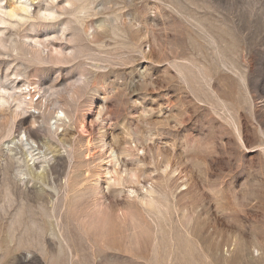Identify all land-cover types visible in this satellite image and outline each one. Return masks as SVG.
<instances>
[{"label": "rangeland", "instance_id": "rangeland-1", "mask_svg": "<svg viewBox=\"0 0 264 264\" xmlns=\"http://www.w3.org/2000/svg\"><path fill=\"white\" fill-rule=\"evenodd\" d=\"M20 1L0 0V7ZM82 1L34 0L24 21L0 26L9 45L0 48V84L38 92L31 100L38 110L16 118L13 137L52 151L36 163L38 172L45 167L42 181L26 183L7 158V145L22 157L18 144H0V246L7 247L0 264H156L157 257L160 264H264V0H87V15H76ZM183 4L202 19L201 30L180 16ZM114 13L128 40L111 34ZM75 17H84L81 24ZM202 32L237 69L218 63ZM26 35L44 42L45 62L21 55L26 47L10 51L12 44L33 45ZM188 59L206 64L207 84L192 74L188 84L181 78L177 66ZM210 97L236 110L243 147ZM56 108L70 118L56 132L70 146L48 139L42 115L53 117ZM5 123L0 113L1 129ZM116 173L123 174L119 185ZM8 183L12 202L4 198ZM151 198L166 201L165 222L144 205ZM51 200L49 220L64 240L53 230L42 237L24 231L34 220L44 226L40 207L51 208ZM99 242L113 249L98 252Z\"/></svg>", "mask_w": 264, "mask_h": 264}, {"label": "bare ground", "instance_id": "bare-ground-1", "mask_svg": "<svg viewBox=\"0 0 264 264\" xmlns=\"http://www.w3.org/2000/svg\"><path fill=\"white\" fill-rule=\"evenodd\" d=\"M50 2H53L54 0H49ZM80 1V0H79ZM86 1V2H85ZM83 0L82 2V4H80V2H79V6H78V9H77V14L76 15H78V14H81V13H84L85 14V16L87 15V11L86 10H89V9H87L88 8V6L89 5H91L90 3H92V2H90V1H87V0ZM122 1L123 0H120V3H122ZM186 1V0H185ZM34 2V0H22V1H20L18 4H16L15 3V5L14 4H8L9 6H8V8H2V7H0V26L1 25H8L10 22H11V19H13V18H18L19 20H21V21H24L25 19L24 18H27V15H28V13H29V11H30V5L32 4ZM38 3V2H37ZM194 3V2H193ZM118 4V3H117ZM121 5V4H120ZM122 8V7H121ZM178 8V7H177ZM76 10V9H75ZM119 10V9H118ZM178 11H179V14H180V16L186 21V23L187 24H189V28L192 30H197L198 29V31L199 30H201V28L203 27V24H202V19L201 18H199V17H197V14L196 13H192L188 8H187V6L186 5H180V10L178 9ZM42 13V12H41ZM75 13V12H74ZM115 13H116V11H115ZM115 13H114V17H113V19H112V25H111V29H109L110 30V32H111V34L113 35V37H118V38H120V39H122L123 41L124 40H128V37L126 36V38H125V34L123 35V30L121 29V28H119L118 27V25L116 24V21L119 19V17H118V15H115ZM43 14V13H42ZM42 16H44V17H46V19L48 18V17H51L52 16V12H50V11H47V12H44V14L42 15ZM84 18V17H83ZM83 18H76L75 17V19L77 20V21H79L80 22V24H81V22L83 21ZM24 19V20H23ZM44 19V18H43ZM45 19V20H46ZM20 21V22H21ZM78 22V23H79ZM113 23H115V24H113ZM111 24V23H110ZM11 26H13V25H11ZM62 30H64V29H62ZM204 30V29H203ZM3 29H2V27H1V29H0V48H3V49H8L9 47V45H7V43H6V41L8 40H4V38H2V33H3ZM205 31V30H204ZM122 33V34H121ZM209 34V33H208ZM207 33H205V32H202V38L204 39V40H206V42H207V44H210V46H213V48H214V50L217 52V54L220 56V58H219V62L218 63H220V64H222V66H227V65H230V66H233L235 69H237V67L234 65V62H225V60H224V58H221V55H220V53H219V49H218V46L216 45V44H212L211 42H210V40H211V36L210 35H208ZM27 36V35H26ZM63 37V36H62ZM23 38V37H22ZM115 38H114V40H115ZM10 41H11V39H9ZM26 40H30V42H32L33 43V45H31V44H28V43H26V42H22V43H20V45H14V44H12V45H10V51H12V52H14V51H19L20 49H21V47H26V49H22L21 51V55H23V56H28L29 55V57H31L30 58V61L31 62H38V63H42L43 61L45 62V59L42 57V54H43V51L40 49V47H45V44H44V42L43 41H41V40H39L38 38H36V37H31V36H27V39ZM46 41V40H45ZM13 42V41H12ZM8 43H10V42H8ZM131 44V43H130ZM121 45L123 46V47H125L126 45H127V43H124V42H121ZM80 46V45H79ZM78 46V47H79ZM120 46V45H119ZM8 47V48H7ZM122 47V48H123ZM59 50V49H58ZM60 51V50H59ZM221 51V50H220ZM223 52V51H222ZM103 53V52H102ZM101 53V54H102ZM105 53H107V52H105ZM104 53V54H105ZM1 54V53H0ZM57 54H61V52L60 53H57ZM222 54H224V53H222ZM62 55V54H61ZM103 58V57H102ZM228 59V58H227ZM60 60V59H59ZM65 60H68V59H65ZM92 61H93V59H91ZM94 60H97V59H94ZM108 60V59H107ZM107 60H102V61H104L105 63L106 62H112V60H109V61H107ZM196 61V60H195ZM195 61L193 60V61H191V60H187L186 62H187V64H181L180 66H177L178 67V74L181 76V78L187 83V80L188 79H190V78H188V74H192V75H194L195 76V78H197V79H199L200 80V83H204V84H207V82H209L210 81V79H209V81L207 80V78H208V76H206V73H207V71H206V73H205V70H206V64H202V63H199V65L198 64H196L195 63ZM96 63H97V61H95ZM94 62V63H95ZM107 63V64H105L106 66L107 65H109V64H111V63ZM114 63V62H113ZM102 64H103V62H102ZM101 64V65H102ZM100 66V65H99ZM208 66V65H207ZM195 70V71H194ZM237 71V70H236ZM192 72H196V73H192ZM238 72V77H239V79H241V80H244V73H240V71H237ZM208 74V73H207ZM236 74V73H235ZM13 75V74H12ZM14 75H16L15 73H14ZM191 75V76H192ZM18 76V75H17ZM190 76V75H189ZM193 77V76H192ZM188 78V79H187ZM81 80V79H80ZM184 82V83H185ZM197 82V81H196ZM244 83V82H243ZM188 84V83H187ZM191 85V84H190ZM189 85V86H190ZM191 86H196V85H191ZM197 86H199L198 84H197ZM208 86H210V85H208ZM28 88V86H24V88H22V86L21 87H14V86H12V87H10V88H8V87H6V86H3V85H1L0 84V113H3L4 114V116L6 117V123H5V126H4V128L3 129H1L0 128V144L1 143H3V144H6V143H11L12 145H15V143L16 144H18L17 146H19V149L21 150V155H22V157H17V153L16 152H14V149L12 150V148H10L8 145L6 146V150H7V152H8V159L10 160V161H12V162H14L15 163V165L14 166H12V172H13V176H15V177H17L18 179L19 178H23V177H25L27 180H26V183H31V182H35V181H42V178H43V172H44V166H40V169L39 170H41L40 172H38L37 171V169L35 168V166H36V163L37 162H42V163H44V162H46L45 160H46V158H47V156L49 155L50 156V154L52 153V151H51V153L49 152L48 154H45L44 152H41L40 151V149H39V147L38 146H34V141H32V140H30V139H28V137L27 136H22L21 138H19L18 140L17 139H15L14 137H13V128L15 127L14 126V122H15V120H16V118L21 114V113H23V112H25L26 110H28V109H35V110H38V108L35 106V107H32L31 106V103H32V98L33 97H35L37 94H38V92H36L35 91V94L33 95V96H31L30 94L28 95V94H26L25 93V91H26V89ZM34 90H36L35 89V87L33 88ZM202 89V88H201ZM201 89H199V90H201ZM197 90H198V88H197ZM203 90V89H202ZM201 90V91H202ZM199 92V91H198ZM200 94L202 95V93L201 92H199V96H200ZM197 95V94H196ZM27 96H30V98H29V101H27ZM204 96V95H203ZM211 98V97H210ZM39 99V98H38ZM212 99V98H211ZM208 101V103L210 104V105H212L213 106V110H216V112H217V110H218V108H220V110H221V112H223V114H224V120H225V122L231 127V129H232V132H233V134H234V136H235V138H236V142H237V144L239 145V146H241V147H243V142H242V138H241V130H240V123H239V117L237 116V112H236V110L235 109H233V107H231V106H227V104L226 103H223L222 102V100H221V102H220V100L217 98V97H215V100L214 99H212V100H207ZM247 105H248V101H247V99H246V101H244ZM36 105V104H35ZM47 108V107H46ZM45 108V112H46V109ZM250 113L252 112V110H253V108L250 106V102H249V105H248V109H247ZM219 111V110H218ZM45 112H43V115H42V117H43V124L45 123V125H46V133H47V136H48V139L49 138H51V139H54V138H56V136H57V134H56V132H57V130L61 127V128H63V127H65L66 126V123L68 122H70V118H69V116L61 109V108H56L55 110H54V113H53V117L51 116V115H48V114H45ZM218 114V113H217ZM55 115V116H54ZM220 115V114H219ZM252 115V114H251ZM223 119V118H222ZM67 121V122H66ZM58 123H60V125H58ZM66 129V128H65ZM64 131V129H62V132ZM260 134H262V133H260ZM262 136H263V134H262ZM47 138V137H46ZM44 139V138H43ZM263 139V138H262ZM15 140H17L16 142H15ZM56 141V140H55ZM57 141H59V143H60V145L61 146H70V140H67L66 139V135H65V133H63L59 138H58V136H57ZM43 147H45L47 150L49 149V145H48V141H46V142H44L43 143ZM63 148V147H62ZM67 149H68V147H67ZM72 149H73V147H72ZM53 150V149H52ZM3 154V153H2ZM126 154H130V153H126ZM155 155V154H154ZM3 156V155H2ZM53 156V155H52ZM51 156V157H52ZM129 155H127V157H128ZM160 156V154L158 153V156L157 157H159ZM109 157H111V155L109 156ZM156 157V158H157ZM2 158V157H1ZM50 158V157H49ZM154 158V157H153ZM163 159V158H162ZM164 160V164H165V170L168 168V166L170 165L169 164V160L168 159H166V158H164L163 159ZM109 162H111V161H109ZM157 162V161H156ZM43 165V164H42ZM117 165V164H116ZM115 170V169H114ZM7 172V171H6ZM116 172V171H115ZM8 173V172H7ZM123 173H124V175L125 176H128L129 178H131L132 179V181H133V179L135 180V179H137L136 178V172H134L133 170H132V172H128V173H126V169H125V171H123ZM14 174H16V175H14ZM107 174H109L108 172H107ZM117 174V173H116ZM119 174V175H118ZM117 174V178L116 179H114L113 180V182H116V184L117 185H119L121 182H122V175H121V173H118ZM99 177V176H98ZM139 177V176H138ZM21 180V179H20ZM95 181H96V179H95ZM94 181V182H95ZM137 181V180H136ZM22 182V181H21ZM131 182V181H130ZM135 182V181H134ZM96 183V182H95ZM126 183V182H125ZM68 185V184H67ZM62 188V187H61ZM66 188V187H65ZM12 188H11V186H10V184L8 183L7 185H5L4 186V198L8 201V202H12V196H13V193H12V190H11ZM37 189V188H36ZM35 189V190H36ZM73 189V188H72ZM97 188H95V187H93L92 188V192H94L95 190H96ZM34 190V191H35ZM40 190H43V188L42 189H40ZM53 190H54V188H53ZM61 190V189H60ZM54 191H56V190H54ZM67 191V190H66ZM38 192V191H37ZM41 192V191H40ZM45 192V191H44ZM43 192V193H44ZM64 192H65V190H64ZM46 193V192H45ZM56 193V192H55ZM149 195H151L153 192H152V190H150L149 192ZM37 195V194H36ZM148 195V194H147ZM56 196H57V194H56ZM38 197H39V195H38ZM68 197V196H67ZM149 197V196H148ZM70 199V198H69ZM54 201V200H53ZM53 201L51 200L50 202V205H51V208L49 209L48 208V206H47V209L45 208H41L40 207V215L44 218V226L42 227V226H39V225H36V224H38L37 222H34V221H32V220H30V221H32V222H30V224H29V226H27L26 228H25V232H28V231H32L31 232V234H33V233H35V235L37 234V237L39 236H41V234L43 235L45 232H46V234H47V231H52V234L53 235H55V236H57L56 238H59V240L60 239H63V234H61L60 233V231L59 230H55L56 228L54 227V225H53V221L52 220H49V219H52V217L54 216V213H55V209L56 208H54L55 206H54V204H53ZM56 201V200H55ZM54 201V202H55ZM69 201V200H68ZM68 201H64L63 202V205H64V207L67 209V210H71L70 209V202H68ZM71 201V200H70ZM142 203V202H141ZM144 203V202H143ZM59 205V204H58ZM62 204H60V206H61ZM72 205V204H71ZM144 205L145 206H149V207H151L152 208V210H154V211H156V213H158L159 214V216H160V218H158V221H159V223H162V222H165L166 220H167V217H166V214H168V213H166V210H167V203H166V201H159V200H154V199H149L148 200V202H145L144 203ZM157 205V206H156ZM21 209H19L18 210V213H17V215H16V220H15V218H14V220L16 221V222H18V221H21L20 220V218H22V214L24 213L23 212V208H22V206L20 207ZM58 208V207H57ZM61 208V207H60ZM165 209V210H164ZM59 211V210H58ZM63 212H64V210H62ZM128 211V210H127ZM61 212V211H60ZM152 212V211H151ZM68 214V213H67ZM124 214V213H123ZM150 214H152V213H150ZM123 216V215H122ZM126 217H127V214L125 215ZM155 216V215H154ZM124 217V216H123ZM129 217V216H128ZM133 217V216H132ZM54 220H55V218H53ZM125 219V218H124ZM60 220V219H59ZM14 221V222H15ZM52 223H51V222ZM75 221V220H74ZM134 221V220H133ZM58 222V221H57ZM56 222V220H55V222H54V224L55 223H57ZM168 222V221H167ZM132 223H134V222H132ZM14 224V223H13ZM69 224V223H68ZM165 224V223H164ZM19 225V224H18ZM53 225V226H52ZM80 225V224H79ZM148 225V224H147ZM162 225V224H161ZM56 226V225H55ZM11 227H12V225H11ZM57 227V226H56ZM156 227V226H155ZM161 227V226H160ZM14 228V227H13ZM12 228V229H13ZM164 228H165V226H164ZM168 228V227H167ZM58 229V228H57ZM160 229H163V228H160ZM14 230V229H13ZM13 230H11V231H13ZM168 230V229H167ZM165 231V230H164ZM54 232V233H53ZM7 233V232H6ZM166 233H168V231L166 232ZM165 233V234H166ZM12 234H13V232H12ZM12 234H11V236H12ZM30 234V233H29ZM163 234H164V232H163ZM162 234V235H163ZM34 235V234H33ZM105 235V234H104ZM11 236H10V229H9V231H8V234H7V236H5L6 238H4L5 240L6 239H8L6 242L8 243V241L9 240H12V239H10L11 238ZM13 237V236H12ZM42 237V236H41ZM44 239V238H43ZM156 239V238H155ZM166 239V238H165ZM3 240V239H2ZM16 240V239H15ZM64 240V239H63ZM13 241V240H12ZM28 241V240H27ZM4 242V241H3ZM26 242V241H25ZM65 242V241H64ZM98 241H96V243H97ZM167 242V241H166ZM22 244H23V242H21ZM20 242H18L17 244H18V246L17 247H19V245L21 244ZM30 243V242H29ZM66 243V242H65ZM95 243V244H96ZM8 244H10V243H8ZM8 244H6V245H8ZM21 244V245H22ZM25 244V243H24ZM24 244L22 245V246H24ZM27 244V243H26ZM26 244H25V246L24 247H26ZM31 244V243H30ZM98 244V243H97ZM96 244V245H97ZM3 245H5L4 243L2 244V246H0V249L2 250L4 247H6V246H3ZM22 246H20L21 248H23ZM95 246V245H94ZM158 246V245H157ZM1 247H3V248H1ZM9 247V246H8ZM16 247V248H17ZM42 247H43V245H42ZM61 247V246H60ZM98 252H104L105 250H111V249H113V248H111L108 244H106L105 242H99V245H98ZM113 247V246H112ZM7 248V247H6ZM5 248V249H6ZM60 249V248H59ZM153 249V248H152ZM4 250V249H3ZM157 250V249H156ZM103 254V253H102ZM152 254V253H151ZM157 256H158V253H157ZM158 258V257H157ZM155 259L156 261V264H160V260L159 259ZM162 258V257H161ZM164 263V262H163Z\"/></svg>", "mask_w": 264, "mask_h": 264}]
</instances>
